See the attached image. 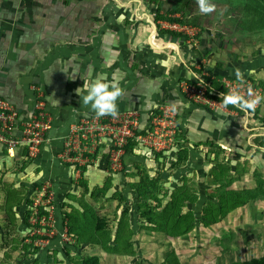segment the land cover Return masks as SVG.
<instances>
[{"label": "rangeland", "instance_id": "rangeland-1", "mask_svg": "<svg viewBox=\"0 0 264 264\" xmlns=\"http://www.w3.org/2000/svg\"><path fill=\"white\" fill-rule=\"evenodd\" d=\"M252 1L213 0L216 5V11L207 15L199 12L196 0H68L66 3H63L62 0H0V7L10 6L18 8L37 4L36 8L43 10L45 7L54 4L61 5L59 7L63 8V11L69 8V21L96 23L94 30L103 22L111 25H114L115 22L123 23V28L128 33V36L135 29L139 33L136 35L134 44L127 43L130 56H134L137 49L142 47L140 44L150 43L155 36L159 37L158 42L160 45H165L164 48L167 49L171 48L169 42H167V36L157 34L158 32H155L153 24H150L147 28H142L140 32L141 26L138 23H146L144 22L147 21L144 13L146 8L150 10V7H152L154 10L155 7L159 6L163 13L166 10L170 11V9L176 8L175 14L171 13L169 15L178 17L183 24L174 22L169 25L170 22L166 24L161 21L158 26L156 25L158 28L156 30L171 28L170 30L176 32L181 31L191 37V40L189 37H182L185 40L184 42H191L192 45H198L202 41L211 39L215 43L218 42L217 51L221 55L226 54V58H230V56L233 57L231 54L235 56L241 52L251 53L255 50L257 52V43L252 44L253 40L260 37H263L262 40H264V31L255 33L250 30L248 23H241L252 19L250 17L256 7V4ZM260 4L264 7V0H260ZM121 5L126 8L124 10L121 9L119 12V6ZM111 6L116 8L115 13L118 12V15L108 10V7ZM103 8L104 12L107 11L105 14L101 13ZM140 9L144 12L141 13ZM122 11H130L131 14ZM132 11H137V14H132ZM153 13L152 16L154 15ZM254 20L253 18L252 21ZM239 22L242 24L240 30L236 27ZM111 25L107 29H110ZM243 28H247L249 31H241ZM198 30L200 34L196 37L194 34H197ZM107 31L115 34L117 32V30ZM109 37L113 38V35ZM115 40H118L117 37ZM111 44H113V41H109L106 49L111 51ZM245 44H252V46H246ZM153 45L155 46L156 44ZM258 45L259 48H264L263 41L259 42ZM243 56L245 57L246 55ZM218 62H221V60H218ZM202 63L204 64V62ZM129 64L134 65V63L130 62ZM211 69L209 64H207L202 71L210 72L209 70ZM212 74L216 75L213 72ZM229 79L237 80L238 85H241L243 81L251 87V90H245V95L243 96L245 99L250 96L253 98L257 95L264 96V80L258 77L246 75ZM185 81H192V78L185 79ZM203 107L210 110L209 112L216 111ZM253 113L255 114L253 115ZM250 115L261 119H249L251 121L247 122V125L249 123L254 125L264 124L261 123L264 120V100ZM176 125L172 148L169 147L164 151L154 152L144 147H134L133 143H131V152L127 154L126 159V172L118 173L112 171L106 164L105 153H100L101 157L94 164L83 167V172L86 170L94 172L96 169H100L99 171L103 173V178L95 175L94 180L97 181L98 179L100 182L94 185L90 184L86 188L87 190L81 185L86 181L82 178L79 181L81 189L78 192L69 193L68 190V193L64 194V199L61 198L57 206L59 220H57L56 224H58V228L66 223V221L62 224L61 222L58 223L61 220L63 221V214L75 212L74 208L78 209L79 202L85 201L87 213L91 212L90 214H92L95 211L105 213L109 219L113 220L110 223L113 233L118 228V225L127 224L128 228L133 231V236L130 238L131 246L134 249L138 250L142 247L143 252L151 251L156 253V250H158L157 246L151 245L152 243L140 245L137 241L138 238L143 237L140 233L141 230H138L139 226L145 223V220L141 217V210L144 207L138 206L141 200H137V195L130 188L132 183L135 181L139 182L148 175L150 179L156 182V185L149 186V189L161 200L158 210L166 206L172 195L178 193L179 198L176 199L179 201L180 205L178 207L182 209V214L192 217L193 225L189 231L172 238L180 264H230L233 261L261 256L264 253V197H262L263 199L250 202L246 206L228 211L216 224H206L205 218L207 222H210L213 218L219 219L217 218L219 215L215 212V208L219 206L217 202L218 194H215L222 192L226 188H232L234 180L237 178L235 174L243 173L244 169L248 168V163H251V160L254 161L255 166L258 164L261 166L259 160L264 159L263 154L260 152L258 154L253 153L250 158L241 159L240 161L232 160L231 163L229 159L231 152L215 154L216 147L221 148L217 143L211 144L209 142L207 144L203 142L201 145H196L189 143L188 140L181 141L183 136L181 138L182 134L179 130L178 120ZM254 131L257 130H247L249 138L252 137L251 133ZM259 131L263 132V127L259 128ZM3 162H5L4 170L6 172H9L14 167L19 168L23 164L28 163L26 161L9 162L5 160ZM229 169L232 172L228 173ZM260 173L263 175V171ZM7 176L10 177L8 182L0 179L1 193H3L2 191L7 185L19 188L16 183V181H19L17 176L12 174ZM144 185L145 182L141 184V186ZM29 193L30 189H26L25 197L23 198L28 197ZM3 196L0 195V264H101L100 259L96 257L97 255H93L96 250L95 245L87 242L77 245L74 238H72L71 243L63 244L62 240L50 239L48 235L44 234L45 227L40 228L39 232H36V228L26 225V212L23 204L12 207L13 210L11 209L16 221L14 230L10 231L11 225L7 226L4 224L6 220L3 219V216L6 209L1 201ZM148 203L151 206L157 204L156 201H149ZM71 206L74 207L72 210ZM150 230V228H144V231L148 233ZM145 237L150 239L152 236L148 234ZM20 246L25 247L27 252H23L21 248H18ZM122 248L125 249L127 246L124 245ZM98 250L100 248L96 251ZM142 251L138 252L139 257L143 256Z\"/></svg>", "mask_w": 264, "mask_h": 264}, {"label": "crops", "instance_id": "crops-1", "mask_svg": "<svg viewBox=\"0 0 264 264\" xmlns=\"http://www.w3.org/2000/svg\"><path fill=\"white\" fill-rule=\"evenodd\" d=\"M62 1L66 3L68 0ZM37 6L0 7V95L14 103L19 112L28 114L34 91L41 92L53 112L54 128L50 134L52 138L41 147L39 155L33 161L19 168L14 167L6 172L5 162L0 160L1 180L8 182L10 177L7 175H16L19 180L16 181L17 185L27 189L49 180L58 200L64 199L68 190L69 193L78 192L82 178L86 180L84 182H87V186L100 182L98 179L94 180L95 175L103 178L100 169L94 172L79 171L71 165L58 162L53 156L55 148L61 144L59 137L68 131L70 124L79 115L94 113L90 108L82 106L76 89L83 86L84 80L91 81L97 77L116 81L124 89L123 98L117 102L119 111L141 109L145 117L148 109L159 103H176L179 104L177 120L181 138L183 136L181 141L188 140L196 145L203 142L217 143L223 149L221 153L231 152V163L232 160L247 159L253 153L259 152L264 158V149L253 146L251 137L247 134L248 129H256L247 127V122L251 121L247 119L248 113L245 117L239 116L237 111L229 108L226 113L209 112L203 106L186 100L179 89L181 81L193 77L191 67L196 69L199 66L206 67L207 64L210 69L213 68L209 71L221 79L237 77L236 72L239 70L241 76L251 75L264 80V48H259L258 43L257 52H241L226 58V54L221 55L217 51L218 42L211 39L192 45L191 42H184L182 36L175 34L174 30V34L156 30L152 16L156 7L154 10L150 7V10L145 9L146 12L140 9L141 13H145L147 21L143 24L136 22L141 26L139 31L153 24L157 34L167 36L171 48H164L165 45H160L159 37L155 36L152 39L154 43H139L142 47L137 49L134 56H130L127 43H135L138 30L135 29L128 36L123 28L124 24L115 21L114 25L103 22L94 30L96 23L69 21V8L63 11L59 7L61 5L54 4L41 10ZM122 6H119V12L126 8ZM108 10L115 13L116 8L111 6ZM106 12L104 8L101 11L104 14ZM122 12L131 14L130 11ZM132 14L136 15L137 11H132ZM161 21L168 24L165 20H158V24ZM173 23L170 22L169 25ZM109 25L111 27L107 29ZM107 30L117 32L115 34ZM116 37L118 40H115ZM109 41H113L111 51L106 49ZM55 101L59 103L56 104ZM255 132L251 133L252 136ZM219 152L215 150L216 155ZM253 162L251 160L248 163L249 169L235 174L237 178L232 185L233 189L253 187L256 183L254 170L263 171L264 177V159L259 160L261 166H255ZM230 172L231 169L228 173Z\"/></svg>", "mask_w": 264, "mask_h": 264}, {"label": "built area", "instance_id": "built-area-1", "mask_svg": "<svg viewBox=\"0 0 264 264\" xmlns=\"http://www.w3.org/2000/svg\"><path fill=\"white\" fill-rule=\"evenodd\" d=\"M194 35L197 37V34ZM202 74L210 75L204 71ZM220 82L225 84L223 86L228 93L235 92L244 96L245 90H251L243 81L241 85H238L237 80L229 78L220 79ZM179 89L189 102L211 110L228 111L219 98L207 94V85L194 74L192 81H181ZM178 109L179 104L162 102L148 111L144 109L148 112L145 117L141 109L121 110L117 118L97 117L95 113L79 115L70 124L68 131L59 137L61 144L55 148L53 156L58 162L82 171L83 167L94 164L101 157L100 153H105L106 164L112 171L126 172V159L131 152V143L134 147L140 146L154 152L164 151L172 146ZM53 128V112L41 92L34 91L28 114L19 112L14 103L0 95V160H34L41 147L51 140ZM58 202L49 180L32 186L28 197L23 201L25 223L36 228V232L45 227L44 234L50 239H59L63 244H69L73 237L66 225L58 228L56 224L59 220ZM65 221L63 214V221L58 223Z\"/></svg>", "mask_w": 264, "mask_h": 264}, {"label": "trees", "instance_id": "trees-1", "mask_svg": "<svg viewBox=\"0 0 264 264\" xmlns=\"http://www.w3.org/2000/svg\"><path fill=\"white\" fill-rule=\"evenodd\" d=\"M252 2L256 4L254 13L251 14L250 17L252 19L241 23H248L250 25V30L254 31L255 33L263 32L264 7H262V4H260V0H253ZM160 8L161 7L157 6L153 15V20L157 26L158 20L178 22L179 24H183L181 23L182 21H179L178 17L169 15V13L174 12L176 8L166 11L165 13H162ZM253 18L255 19L254 21H252ZM241 23L239 22L236 25L239 30L242 26ZM159 30L174 34L172 32L173 30H169L167 28H161ZM241 31L244 32L249 30L247 28H243ZM175 34L181 35L182 37H188V35L182 33L181 31H178ZM198 34H200L199 30L197 31V37ZM262 39L263 37L255 38L252 44L262 41L264 42ZM202 67L203 66H200L196 69L191 67V70L194 72L196 77L202 79L207 85V94L213 98H219L224 104V99L228 92L220 82L221 78L217 75H213L210 72V75L202 74ZM226 107L237 111L239 116L245 117V114L248 113V119H261L259 117H251L250 113H252V111H242L239 107H236L232 104H228ZM254 114L255 113H253V115ZM261 123H264V120H262ZM263 125H254L251 123L247 125L248 127L256 128V130L258 129L254 136L250 138V141L253 146L261 149H264V131H259V128L263 127L264 129ZM216 149H219L218 151L220 152L223 150L218 146ZM253 176L256 182L253 187L240 189L226 188L225 190H222V192L220 191L219 193L215 194H218L217 202L219 203V206L215 208V212L219 215L217 217L219 219L213 218V220L207 222V219L205 218L206 224H216V222L220 221V219H222L228 211L238 207L246 206L250 202L263 199L264 177L262 176V173L257 170H254ZM144 182L145 185L141 186V184H144ZM81 185L85 187V189L88 188L86 182H83ZM155 185L156 182L146 175L139 182L135 181L132 183L130 188L131 191L137 195V200H141V203L139 202L138 206L144 207V209L141 210V217L145 220V223L139 226L138 230H141L140 233L143 235V237H140L141 239L138 238L137 241L140 245L145 243H148L149 245L152 243L151 245L157 246L158 250H156V253L151 251L143 252L142 247L138 250L134 249L133 246H131L133 231L128 228L127 224L118 225V228H116L113 233L110 225L113 220L109 219L105 213H100L97 211L92 214H90L91 212L87 213L85 201L79 202L78 209L71 206V210L74 208L76 210L75 212L64 213V216L66 217L65 225L69 234L74 238V240H76L77 245L87 242L88 244L95 245L96 250L100 248L98 251L95 250L93 255H97L96 257L100 259L101 264H180L179 257L172 243V238L189 231L193 225V221H191L192 217L182 214V209L178 207L180 205L179 201L176 199L179 198L178 193L172 195L171 200L166 204V206L162 207L161 210H158L157 208L160 206L161 200L149 189V186ZM26 189L27 188L25 186L14 188L7 185L2 191V196L4 194L3 207L6 209L3 219L6 220L4 224L7 226L11 225L10 231L14 230L16 221V218L13 216L12 207L23 204V201L25 200L23 197H25L24 195ZM149 201H156L157 204L151 206L148 203ZM144 228H150L151 230L148 233L144 231ZM148 234L152 236L150 239L145 237ZM124 245H126L127 248H122ZM72 246L74 247V245ZM18 248H21L23 252H27V249L23 246ZM141 251L143 252V256L139 257L138 252ZM230 264H264V253L261 256L233 261Z\"/></svg>", "mask_w": 264, "mask_h": 264}, {"label": "clouds", "instance_id": "clouds-1", "mask_svg": "<svg viewBox=\"0 0 264 264\" xmlns=\"http://www.w3.org/2000/svg\"><path fill=\"white\" fill-rule=\"evenodd\" d=\"M198 10L201 14H211L216 11V5L213 0H196ZM237 77H241L239 70ZM77 95L81 97L82 106L88 107L97 117L109 116L117 118L119 116L118 100L124 96V89L116 81H108L103 77H97L94 80H84L83 86L76 89ZM264 100V96H255L245 99L238 93L230 92L225 96L224 104H232L239 107L242 111H254L256 107ZM58 104V101H55Z\"/></svg>", "mask_w": 264, "mask_h": 264}]
</instances>
